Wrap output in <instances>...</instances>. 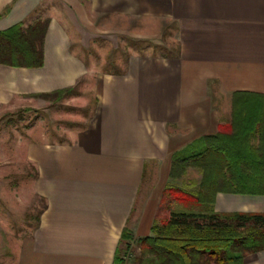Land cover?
<instances>
[{
    "label": "crops",
    "instance_id": "1",
    "mask_svg": "<svg viewBox=\"0 0 264 264\" xmlns=\"http://www.w3.org/2000/svg\"><path fill=\"white\" fill-rule=\"evenodd\" d=\"M42 1L0 0V31L35 19ZM105 1L96 13L170 23L177 52L130 59L129 72L97 79L94 113L69 143L28 144L33 191L45 207L17 242L13 264H114L124 230L137 239L150 234L165 186L150 199L147 180H168L173 154L227 124L214 101L227 102L228 120L238 102L264 101V0ZM50 32L49 24L42 68L0 65V108L17 109L25 97L77 79L62 45L49 54ZM213 206L264 214V196L217 194ZM243 264H264V251Z\"/></svg>",
    "mask_w": 264,
    "mask_h": 264
},
{
    "label": "rangeland",
    "instance_id": "2",
    "mask_svg": "<svg viewBox=\"0 0 264 264\" xmlns=\"http://www.w3.org/2000/svg\"><path fill=\"white\" fill-rule=\"evenodd\" d=\"M105 2L93 5L91 0H43L35 19L23 22L27 27L35 20H49V54L54 57L53 48L62 45L71 66L67 70H74L72 75L78 77L70 86L56 91L57 94L25 97L24 105L17 109L0 108V264H13L18 243L30 236L45 207L44 200L33 191L36 169L27 161L28 144L69 143L77 131L87 127L94 113L97 79L105 81V75L121 76L129 72L130 59L173 56L177 52L175 28L170 23L96 13L98 8L105 9ZM214 104L222 112L225 109L226 114V101L215 100ZM224 114L222 120L231 122ZM200 178V172L191 167L178 180L171 177L165 180L164 176L159 180L156 174L153 180H147L148 198L159 195L163 185L178 187L183 192L195 191ZM184 198V201L173 200L171 208L174 211L210 208ZM157 209L156 217L160 218L164 214L160 203ZM128 236L121 240L120 262L115 264H134L139 254V239L132 234Z\"/></svg>",
    "mask_w": 264,
    "mask_h": 264
},
{
    "label": "trees",
    "instance_id": "3",
    "mask_svg": "<svg viewBox=\"0 0 264 264\" xmlns=\"http://www.w3.org/2000/svg\"><path fill=\"white\" fill-rule=\"evenodd\" d=\"M48 25L49 20H36L0 31V65L42 68ZM231 116L214 136L173 154L171 179L178 180L191 167L201 174L199 185L191 192L164 188V214L155 218L150 234L138 240L134 264H243L246 256L264 251V214L215 213L211 207L217 194L264 196V101H240ZM184 197L210 208L174 211L172 201ZM128 234L124 230L122 240Z\"/></svg>",
    "mask_w": 264,
    "mask_h": 264
}]
</instances>
